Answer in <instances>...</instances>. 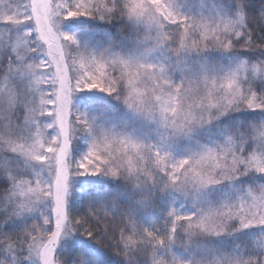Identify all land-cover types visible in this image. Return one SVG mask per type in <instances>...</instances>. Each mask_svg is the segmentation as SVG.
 Wrapping results in <instances>:
<instances>
[{"label": "snow or ice", "instance_id": "obj_1", "mask_svg": "<svg viewBox=\"0 0 264 264\" xmlns=\"http://www.w3.org/2000/svg\"><path fill=\"white\" fill-rule=\"evenodd\" d=\"M0 264H264V0H0Z\"/></svg>", "mask_w": 264, "mask_h": 264}]
</instances>
